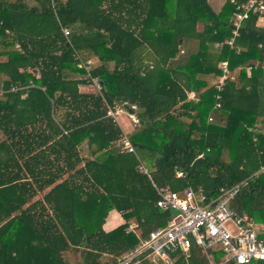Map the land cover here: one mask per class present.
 <instances>
[{"label":"trees","instance_id":"1","mask_svg":"<svg viewBox=\"0 0 264 264\" xmlns=\"http://www.w3.org/2000/svg\"><path fill=\"white\" fill-rule=\"evenodd\" d=\"M236 2L0 0V264H113L138 239L127 223L104 231L111 209L141 237L170 218L115 144L106 110L119 100L136 104L129 139L156 184L211 197L242 183L232 209L264 225V27L251 15L230 47ZM77 55L95 60L101 93L79 90ZM223 61L239 70L214 108ZM173 264H185L179 251Z\"/></svg>","mask_w":264,"mask_h":264},{"label":"built area","instance_id":"2","mask_svg":"<svg viewBox=\"0 0 264 264\" xmlns=\"http://www.w3.org/2000/svg\"><path fill=\"white\" fill-rule=\"evenodd\" d=\"M236 2L235 0H230ZM251 15L256 16V24L264 27V0H242L236 2L235 12L230 20L231 36L226 41L232 47L234 37L243 22ZM64 36L69 34L62 27ZM17 46V45H16ZM76 67L84 71L87 83L101 93L102 83L98 76H92L94 62L91 58L76 56ZM220 74L212 82L216 90L214 108L221 106L222 92L226 79L230 77L227 61L218 66ZM12 85L11 91L17 90ZM4 92L0 88V94ZM191 96V95H190ZM136 104L119 100L112 106L107 105L106 115L115 120L125 114L135 127L139 125L135 114ZM212 120V115L208 116ZM121 151L133 153L137 159V170L145 174L152 182L157 199L155 205L162 211H172V216L163 226L151 230L146 236L124 253L118 255L113 264H173L172 254L179 250L188 264L192 245L201 249L208 264H256L264 262V228L258 225L246 213H237L231 207V200L240 190L242 183L231 187L221 186L216 196L207 197L202 190L186 185L175 191L168 184L153 183L149 169L135 153V147L129 137L123 133L115 142ZM178 176L182 172L176 171ZM133 225L127 229L132 230Z\"/></svg>","mask_w":264,"mask_h":264},{"label":"crops","instance_id":"3","mask_svg":"<svg viewBox=\"0 0 264 264\" xmlns=\"http://www.w3.org/2000/svg\"><path fill=\"white\" fill-rule=\"evenodd\" d=\"M223 0H207V2L209 3V5H210V7L213 9V10H215V11H218L219 10V8L222 6V2ZM212 2V3H211ZM201 28H202V25H201V23H198L197 24V30H201ZM187 45H189V48H191V49H195L196 48V46H195V43L194 42H188L187 43ZM191 45H193L192 47H191ZM92 60H94V59H92ZM95 61V60H94ZM237 70H239V67L238 68H236V70H234V73L237 71ZM248 74H249V71H248ZM235 75V74H234ZM234 77V76H233ZM236 78V77H235ZM214 81V80H213ZM213 81H209V86H211V84H212V82ZM78 88H79V90L80 91H83V92H95L94 90H93V88H94V86L93 85H91V84H88V83H86V84H80L79 86H78ZM95 89V88H94ZM191 95V96H190ZM189 97H192V98H194L195 97V94L194 93H190L189 94ZM120 117V116H119ZM121 123V124H120ZM130 126H129V125ZM118 125H119V127H120V129H121V131H122V135H123V133L124 134H126L127 135V133L129 132V131H131V130H138L140 127V123H139V125H137V126H133L131 123H130V121L128 120V118L125 116V114H123V115H121V120L118 122ZM262 131L264 132V126H263V128H262ZM128 136V135H127ZM252 137V136H251ZM254 137H252V139H253ZM122 152H124V151H122ZM141 160V159H140ZM138 162V161H137ZM143 162V161H142ZM144 163V162H143ZM145 164V163H144ZM146 165V164H145ZM148 168V167H147ZM136 169H137V166H136ZM149 169V168H148ZM138 171V170H137ZM139 172V171H138ZM149 172H150V169H149ZM140 173V172H139ZM142 174V173H141ZM143 175H145V174H143ZM146 176V175H145ZM150 176H151V174H150ZM178 176V175H177ZM147 177V176H146ZM148 178V177H147ZM149 179V178H148ZM151 179H152V177H151ZM153 181V180H152ZM151 182V181H150ZM153 183L154 184H156L154 181H153ZM151 184H152V182H151ZM156 185H158V184H156ZM152 187L154 188V186L152 185ZM154 190H155V188H154ZM155 193H156V190H155ZM156 195H157V193H156ZM156 206V205H155ZM159 209V208H158ZM160 210V209H159ZM162 211V210H161ZM110 214H112V216L111 217H109L110 216ZM172 214H173V212L171 211V216H172ZM170 216V217H171ZM249 216V215H248ZM250 217V216H249ZM250 218H252V217H250ZM253 219V218H252ZM254 220V219H253ZM255 221V220H254ZM256 222V221H255ZM122 223H127V228H126V231L127 232H132V233H134L135 235H136V237H137V239L139 240L140 238H142L141 237V235H140V230H139V228H138V222L135 220V219H133V218H130V219H128V220H126V219H124L123 218V216L121 215V213L120 212H118V211H116L115 209H111L109 212H108V214H107V216H106V218H105V223L103 224V229H104V231H110V230H112L113 228H115V227H117L118 225H120V224H122ZM258 225H260V226H262L263 228H264V225H262V224H260V223H258V222H256ZM133 225V229L132 230H127L128 228H129V226H132ZM160 227V226H159ZM137 243V242H136ZM198 248V247H197ZM199 249V251L203 254V252L201 251V249L200 248H198ZM177 251H179V250H177ZM177 251H175L173 254H172V257H173V260H175V254H176V252ZM180 252V251H179ZM180 254H181V256H182V258H183V261L185 262V260H184V257H183V254L180 252ZM190 256H191V252H190ZM203 257H204V263L205 264H208L207 263V259H206V257L204 256V254H203ZM190 259V258H189ZM148 263V262H147ZM185 264H187L186 262H185ZM188 264H189V262H188Z\"/></svg>","mask_w":264,"mask_h":264},{"label":"rangeland","instance_id":"4","mask_svg":"<svg viewBox=\"0 0 264 264\" xmlns=\"http://www.w3.org/2000/svg\"><path fill=\"white\" fill-rule=\"evenodd\" d=\"M223 2V1H222ZM212 3V2H211ZM193 45H191V47H192ZM93 62H94V64H95V61L93 60ZM235 73H234V71H232V72H230V77H231V79L233 78V76L235 77V75H234ZM36 76H38V74H36ZM95 88V87H94ZM93 88V90L95 91V89ZM121 120V116L120 117H118L117 119H116V122L118 123L119 121ZM121 124V123H120ZM129 125V124H128ZM130 126V125H129ZM138 130H131V131H129L128 133H127V135H128V137L129 138H133L134 136H136L135 138H136V140H138L139 139V137H140V134H139V131L137 132ZM131 141V140H130ZM42 193H39V195H41Z\"/></svg>","mask_w":264,"mask_h":264}]
</instances>
